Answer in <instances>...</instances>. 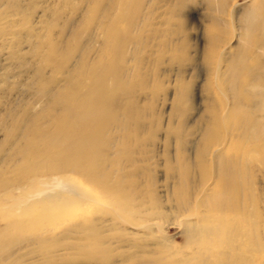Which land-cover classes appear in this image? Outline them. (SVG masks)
<instances>
[{
    "label": "rangeland",
    "instance_id": "rangeland-1",
    "mask_svg": "<svg viewBox=\"0 0 264 264\" xmlns=\"http://www.w3.org/2000/svg\"><path fill=\"white\" fill-rule=\"evenodd\" d=\"M259 1L0 0V264H264Z\"/></svg>",
    "mask_w": 264,
    "mask_h": 264
},
{
    "label": "bare ground",
    "instance_id": "bare-ground-1",
    "mask_svg": "<svg viewBox=\"0 0 264 264\" xmlns=\"http://www.w3.org/2000/svg\"><path fill=\"white\" fill-rule=\"evenodd\" d=\"M262 4L263 1H259L258 5L261 7V11L260 9L257 11L258 12V16H260L257 21L260 24V26L263 28L264 30V11H262ZM251 23V22H250ZM260 49V50H259ZM257 57L259 59V67L260 70L262 72V74L260 75L261 78L259 80V84L264 85V44L262 45V43L259 45L258 47V52H257ZM258 81V80H257ZM92 94V93H91ZM90 94V95H91ZM97 95V94H96ZM87 98V97H86ZM100 99V98H99ZM93 102V101H92ZM96 103V102H95ZM93 104V103H92ZM99 104V103H98ZM100 105V104H99ZM90 106V105H89ZM77 108V106H75ZM98 107V105H97ZM101 107V106H100ZM88 108L93 109V106H90ZM99 108V107H98ZM87 110L84 111L82 114H78L75 113V115L73 114L71 116V118H69V122L67 124V129L64 131L65 133V139L64 141H61L62 144V148L55 150L53 152L50 153V155L52 157H61L62 159L67 158L68 163H66L67 165H64V169L67 170H81V168H83V164L89 162L91 160L90 156L94 155L93 151L91 150L92 148V144H95V138L94 136H90L91 138L84 136L82 133L80 132V128L82 127V124H91L92 121L94 120V118L96 117L95 115L97 114L96 110ZM74 110V109H72ZM103 122V121H101ZM61 124V123H60ZM95 124V123H94ZM84 127V126H83ZM255 127V126H254ZM264 127V115L262 118H260L259 120L256 121V127L254 128L255 131L261 132V130ZM100 132V131H99ZM62 133V132H61ZM57 134V133H56ZM58 136V135H57ZM97 136V135H96ZM72 137H74L75 139H71ZM89 138V139H88ZM91 139V140H90ZM83 143L85 144H89V146H83ZM100 144V143H99ZM99 147V146H98ZM52 149V148H51ZM35 152V151H34ZM47 159V158H46ZM66 160V159H65ZM95 162V161H94ZM38 165V164H37ZM96 166V165H95ZM87 167V166H86ZM44 168V167H43ZM63 168V166H62ZM92 168V167H91ZM63 169V170H64ZM86 170V169H85ZM48 171V170H46ZM54 171V170H53ZM68 172V171H67ZM85 172V171H83ZM81 178V177H80ZM224 178V177H222ZM225 182V181H224ZM222 189H218V193L216 196H214L213 198V203H215L216 207H221L224 205V200L222 199V194L223 192H221ZM102 192V191H101ZM51 201V200H49ZM48 202V200L45 201V203ZM60 205V204H59ZM61 206V205H60ZM53 208V207H52ZM43 210V209H42ZM39 212V211H38ZM43 212V211H42ZM51 212V211H50ZM17 213V212H16ZM61 213V212H60ZM131 214V213H130ZM133 215V213H132ZM31 217V216H30ZM35 221V220H34ZM39 221V220H38ZM41 221V220H40ZM39 221V222H40ZM35 224V223H34ZM159 221L157 220H151L150 223H148V225H153V226H159ZM37 225V224H36ZM30 226V225H29ZM28 227V226H27ZM135 229V228H134ZM11 231V230H10ZM9 231V232H10ZM33 231V230H31ZM12 233V232H11ZM9 234V233H8ZM31 234V233H30ZM1 239V238H0ZM6 243V242H5ZM170 264H175L173 263V261Z\"/></svg>",
    "mask_w": 264,
    "mask_h": 264
}]
</instances>
